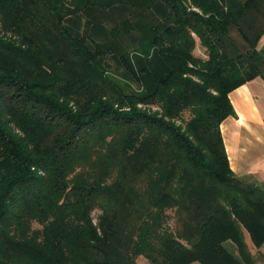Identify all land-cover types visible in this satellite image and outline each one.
Listing matches in <instances>:
<instances>
[{
    "label": "trees",
    "instance_id": "obj_1",
    "mask_svg": "<svg viewBox=\"0 0 264 264\" xmlns=\"http://www.w3.org/2000/svg\"><path fill=\"white\" fill-rule=\"evenodd\" d=\"M256 78L264 0H0V264H264Z\"/></svg>",
    "mask_w": 264,
    "mask_h": 264
},
{
    "label": "crops",
    "instance_id": "obj_2",
    "mask_svg": "<svg viewBox=\"0 0 264 264\" xmlns=\"http://www.w3.org/2000/svg\"><path fill=\"white\" fill-rule=\"evenodd\" d=\"M234 115L221 124L228 161L237 176L264 183V81L256 78L229 95Z\"/></svg>",
    "mask_w": 264,
    "mask_h": 264
},
{
    "label": "rangeland",
    "instance_id": "obj_3",
    "mask_svg": "<svg viewBox=\"0 0 264 264\" xmlns=\"http://www.w3.org/2000/svg\"><path fill=\"white\" fill-rule=\"evenodd\" d=\"M194 53L197 56H203V51H202V49L200 48V46L198 44H197V47H196ZM260 185H262V187L264 188V183L263 184H260ZM246 239H247L248 244L250 245L251 251L252 252H255L256 250L252 246V244H251L250 239L248 238V236H247ZM260 252L264 255V243L260 247ZM137 264H148V262H147V260L144 257H139V258H137ZM192 264H199V263H192Z\"/></svg>",
    "mask_w": 264,
    "mask_h": 264
}]
</instances>
